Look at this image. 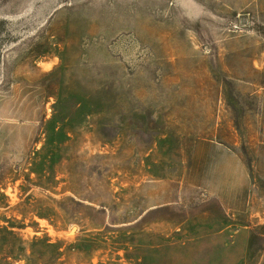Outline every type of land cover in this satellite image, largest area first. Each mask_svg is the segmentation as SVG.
I'll return each instance as SVG.
<instances>
[{
	"label": "rangeland",
	"instance_id": "1",
	"mask_svg": "<svg viewBox=\"0 0 264 264\" xmlns=\"http://www.w3.org/2000/svg\"><path fill=\"white\" fill-rule=\"evenodd\" d=\"M0 264H264V0H0Z\"/></svg>",
	"mask_w": 264,
	"mask_h": 264
}]
</instances>
